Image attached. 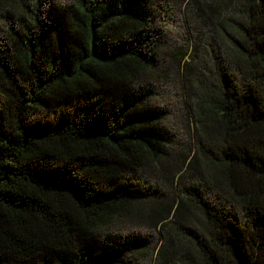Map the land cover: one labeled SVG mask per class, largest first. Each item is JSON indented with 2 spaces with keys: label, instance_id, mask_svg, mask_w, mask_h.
Returning a JSON list of instances; mask_svg holds the SVG:
<instances>
[{
  "label": "trees",
  "instance_id": "16d2710c",
  "mask_svg": "<svg viewBox=\"0 0 264 264\" xmlns=\"http://www.w3.org/2000/svg\"><path fill=\"white\" fill-rule=\"evenodd\" d=\"M228 2L0 0V264H139L144 227L264 264V0Z\"/></svg>",
  "mask_w": 264,
  "mask_h": 264
},
{
  "label": "rangeland",
  "instance_id": "374dc122",
  "mask_svg": "<svg viewBox=\"0 0 264 264\" xmlns=\"http://www.w3.org/2000/svg\"><path fill=\"white\" fill-rule=\"evenodd\" d=\"M227 2L229 0H226ZM229 3V2H228ZM227 4V3H226ZM225 5V4H224ZM223 7L221 8L220 10V13L222 14L223 17H225L227 20H225L223 23L226 27H228V24L232 23L235 27H238L237 23L235 22V20H239V16H237V11H236V15H235V20L233 19L232 15H234V9L237 10L238 7L237 6V2L236 1H233V3L229 4L227 7ZM171 14L172 16L171 17H168V19H166L165 22H171L170 24H167V26L169 27L168 29L171 30L172 33H174L175 35L176 34H181L183 35V32L182 30L184 31V28L185 30L187 31L186 29V25H185V19L183 18V14L182 13H179L178 14L174 11L173 7L171 9ZM239 15V14H238ZM219 19L220 21L223 19L221 16H219ZM181 24L183 25V27H181ZM205 27V30H206V25H204ZM208 27V26H207ZM188 33V31H187ZM215 77V76H213ZM204 78H206V75L204 76ZM214 81L215 79H213V84H214ZM163 92H169L172 96L175 94L174 90L171 88V87H164L162 90ZM165 94V93H164ZM166 96V94H165ZM164 97V95H163ZM167 98V97H166ZM167 99H171V98H167ZM176 107L175 105L171 108H169L168 110L169 111V118L172 120V121H178L179 120V126L180 127H177L175 130L177 131V135L179 136H183L184 134L182 132H185L186 130H189L188 132H191L192 130V123L189 122L188 125H186V122H185V114L184 113H181L183 111H178V110H172V108ZM180 128V129H179ZM182 132H181V131ZM194 217V218H193ZM193 220L199 218V213L198 211H194L193 212ZM134 236L137 237V247H142V246H150V248L154 249L152 251H150L148 253V255L146 256L145 259H141V261L139 262V264H156L155 263V258H156V254H155V250L158 246V244L160 242H162L163 240L161 239V235L156 231V230H153V229H150L148 227H144L143 229L139 230V231H136L134 232Z\"/></svg>",
  "mask_w": 264,
  "mask_h": 264
}]
</instances>
